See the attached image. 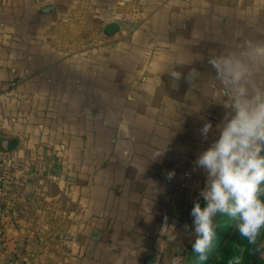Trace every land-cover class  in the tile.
I'll return each mask as SVG.
<instances>
[{"label":"crops","instance_id":"1","mask_svg":"<svg viewBox=\"0 0 264 264\" xmlns=\"http://www.w3.org/2000/svg\"><path fill=\"white\" fill-rule=\"evenodd\" d=\"M245 40L264 0H0V264L187 258L226 111L208 57Z\"/></svg>","mask_w":264,"mask_h":264},{"label":"clouds","instance_id":"2","mask_svg":"<svg viewBox=\"0 0 264 264\" xmlns=\"http://www.w3.org/2000/svg\"><path fill=\"white\" fill-rule=\"evenodd\" d=\"M240 32H236L238 39ZM208 64L215 75L212 82L214 94L226 109L220 123L213 131L211 122H205L199 132L203 141L213 134V142L199 153L193 170L206 175L204 187L191 209L193 228L185 224L189 233L194 232L193 252L200 261H206L216 239L217 215L235 221V230L247 242L250 250L264 256V40H245L235 49L209 55ZM177 65H185L177 63ZM173 87L185 78L191 89L196 86L201 73L192 68L186 77L173 68L168 72ZM218 85V86H217ZM122 128L127 132L124 125ZM162 153H156L159 158ZM175 171L167 173L171 180ZM167 225V217H165ZM174 229V227H172ZM169 244L178 238L177 232L167 234ZM235 254L228 264H244L246 248L236 244ZM171 264H181L180 257H173Z\"/></svg>","mask_w":264,"mask_h":264},{"label":"rangeland","instance_id":"3","mask_svg":"<svg viewBox=\"0 0 264 264\" xmlns=\"http://www.w3.org/2000/svg\"><path fill=\"white\" fill-rule=\"evenodd\" d=\"M216 239L213 242V248L208 254L206 261H200L199 257L193 252L189 253V257H185L184 264H228V260L235 254L236 244H241L246 248L244 255V264H264L261 255L250 250V246L244 241L239 233L235 230V221L230 217L217 215L215 218ZM260 241H264V231L261 233ZM230 256L229 259L225 258Z\"/></svg>","mask_w":264,"mask_h":264},{"label":"built area","instance_id":"4","mask_svg":"<svg viewBox=\"0 0 264 264\" xmlns=\"http://www.w3.org/2000/svg\"><path fill=\"white\" fill-rule=\"evenodd\" d=\"M185 1H188V0H185ZM1 206H2V203H1V200H0V208H1ZM173 257H180L181 264H184L185 258L182 255H174ZM173 257H172V259H173ZM170 264H171V261H170Z\"/></svg>","mask_w":264,"mask_h":264},{"label":"trees","instance_id":"5","mask_svg":"<svg viewBox=\"0 0 264 264\" xmlns=\"http://www.w3.org/2000/svg\"><path fill=\"white\" fill-rule=\"evenodd\" d=\"M192 250H193V248H192ZM192 250H191V251H192ZM184 257H185V256H184ZM188 257H189V255H188ZM225 258L229 259L230 256H226V255H225ZM261 260H262V258H261ZM184 262H185V261H184Z\"/></svg>","mask_w":264,"mask_h":264}]
</instances>
